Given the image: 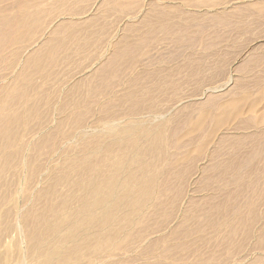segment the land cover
<instances>
[{
    "label": "rangeland",
    "instance_id": "374dc122",
    "mask_svg": "<svg viewBox=\"0 0 264 264\" xmlns=\"http://www.w3.org/2000/svg\"><path fill=\"white\" fill-rule=\"evenodd\" d=\"M14 1L0 4L9 17L13 14L9 19H0V28L16 38L7 41L0 51L5 57L0 62V112L10 108L9 116L0 118V231L21 223L24 204L42 188L51 170L63 164L67 154H79L85 138L104 132L103 122L110 114L105 112L107 107L117 114L119 125L126 123L128 108L121 101L128 99L127 93L132 90L146 85L155 89L158 83L175 82L158 96L155 91L154 104L157 102L163 119L176 120L171 127L181 141L189 140L190 130L201 118L202 105L212 113L219 101L236 104L222 113L229 112L215 126L217 134L227 133L231 126L235 135L260 131L253 127L243 130L239 123L240 118L251 115L254 104H258L257 116L264 111V97L259 95L263 87L260 83H264V0H190V4L189 0H21V6ZM24 9L37 16L15 19ZM59 27L62 30L56 33ZM53 44L63 47L54 49L50 46ZM127 45L133 47L132 52L117 58L107 69ZM212 99L213 106L207 105ZM144 115L146 120L154 118ZM186 117L194 121L191 127ZM6 125L13 131L10 147L5 146ZM37 143L38 148L31 149ZM249 147H241L239 153H247ZM224 151L225 155L229 153ZM187 153L197 158L199 151L192 146ZM30 156L33 162L40 160L39 172H28L23 165ZM210 158L193 162L192 171L209 170L201 172L198 183L190 186L187 201H204L212 196L213 189H204L203 182L205 174H218L211 170L214 160ZM258 166L263 172L257 190L251 191L256 210L251 236L242 228L236 235V247L231 240H222L223 231L211 229L206 243L194 246L204 248V257L213 255L214 264H264V162L259 161ZM23 186L27 188L26 197ZM223 193L222 189L217 199ZM245 201L244 197L239 199V203ZM172 214L170 219H158L163 228L170 227L169 232L182 219L177 210ZM8 232L0 233V264H19L18 258L26 254L25 241L11 229ZM132 252L119 257L120 264L168 263L166 259H146ZM188 253L184 254V258L191 259L187 262H196L193 249Z\"/></svg>",
    "mask_w": 264,
    "mask_h": 264
},
{
    "label": "bare ground",
    "instance_id": "6f19581e",
    "mask_svg": "<svg viewBox=\"0 0 264 264\" xmlns=\"http://www.w3.org/2000/svg\"><path fill=\"white\" fill-rule=\"evenodd\" d=\"M6 1L10 0H0V4ZM14 2L18 6L23 5L21 0ZM188 3H191L190 0ZM25 10L15 16V19L20 16L25 19L37 16V13ZM9 15L0 9V19H9L13 14ZM221 18L220 20L224 19ZM59 30L62 28L59 27L55 32L58 33ZM15 39L13 33L0 28V51L6 47L7 41ZM50 46L54 49L63 47L62 44ZM131 47L127 45V50L116 54L107 69L117 58L131 53ZM2 56L0 55V62L5 59ZM165 83L167 84L158 83L155 89L154 86L152 89L146 85L141 90L127 93L129 98L121 101L128 108L123 126L119 125L121 122L113 109L107 107L105 112L110 114L106 115L108 119L103 122L104 132L99 136L85 138L79 154L64 155L63 164L51 170L48 180L38 182L42 188L38 187L40 189L24 204L21 223L11 224L0 231L4 234L11 229L19 239H24L26 254L21 260L18 258L19 264H120L122 262L119 257L124 253H133L132 251L146 259L158 257L168 260V263L156 264H214L216 260L213 255L204 257V248L194 247L198 242V245L206 243L207 233L211 229L215 232L223 231L222 240L226 238L233 243L242 228L251 236V224L256 220L251 191L257 190L256 183L263 172L257 164L259 161L264 162V111L257 116L258 104H254L251 106V115L240 118L241 124L238 122L243 130L253 127L260 129L258 133L235 135L231 126L227 127V133L220 135L217 134V127L229 112L225 115L222 113L233 108L235 101L217 102L212 113L202 105L203 112L197 123L194 124L193 120L186 117L187 126H194L189 132V140L181 141L176 138L177 130L171 127L172 122L177 123L176 120L163 119L157 102L154 104L156 93L158 96L164 87L176 85L175 82ZM260 84L263 87L259 95L264 97V83ZM174 88L177 89L176 86ZM210 103L213 104L214 99L208 101L207 105H211ZM147 104L149 106L145 107ZM9 111V107L2 108L0 118L8 117ZM143 111L148 113L143 114L144 116L154 118L146 120L140 115ZM208 121L214 125L209 127L211 122ZM206 130L209 131L206 133ZM4 134L5 146L10 147L13 136L10 125L4 127ZM248 140L250 144L246 145ZM38 145L31 146V149L38 148ZM192 146L199 151L197 158L190 157L187 153ZM245 146L250 149L247 153L240 154L241 147ZM171 149L175 150L174 154ZM226 150L229 153L225 155L222 151ZM207 156L214 160L211 170L218 172L214 176L205 174L203 179L207 186L204 189H213V194L205 197L204 201L190 199L189 202L186 194L190 186L198 183L201 172L209 170L205 167V170L193 168L192 171V166ZM23 165L28 172L40 171V160L33 162L31 156ZM25 186L23 192L27 189ZM222 189L224 195L219 200L217 196ZM243 197L246 201L239 203V199ZM186 202L189 204L184 206ZM174 210L182 214V219L169 232L170 227L163 228L158 219L172 218ZM259 213L257 212V216ZM8 214H5L6 217ZM22 244L24 246V242ZM234 245L237 247L238 244ZM159 247H162L161 251H158ZM192 249L197 261L188 263L191 259L184 258V254ZM177 253L179 256L175 255Z\"/></svg>",
    "mask_w": 264,
    "mask_h": 264
}]
</instances>
